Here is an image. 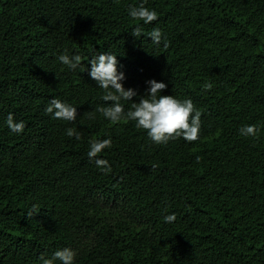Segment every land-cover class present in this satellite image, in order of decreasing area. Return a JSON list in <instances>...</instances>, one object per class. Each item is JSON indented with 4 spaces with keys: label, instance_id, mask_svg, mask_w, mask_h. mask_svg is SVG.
Wrapping results in <instances>:
<instances>
[{
    "label": "trees",
    "instance_id": "obj_1",
    "mask_svg": "<svg viewBox=\"0 0 264 264\" xmlns=\"http://www.w3.org/2000/svg\"><path fill=\"white\" fill-rule=\"evenodd\" d=\"M141 3L158 19H132ZM65 52L82 57L76 69ZM107 52L125 88L142 96L155 79L161 95L191 99L199 138L155 144L95 111L111 102L88 60ZM52 98L77 106L76 120L46 113ZM248 124L258 138L240 135ZM105 138L109 173L88 157ZM65 247L74 264H264V0H0V264H42Z\"/></svg>",
    "mask_w": 264,
    "mask_h": 264
},
{
    "label": "clouds",
    "instance_id": "obj_2",
    "mask_svg": "<svg viewBox=\"0 0 264 264\" xmlns=\"http://www.w3.org/2000/svg\"><path fill=\"white\" fill-rule=\"evenodd\" d=\"M129 15L134 20L143 21L144 24H149L158 19V14L154 9H149L141 3L139 6H130ZM131 34L140 38L142 28L136 26ZM148 36L153 43L159 45L162 40V31L159 28H153ZM167 47V44H165ZM59 61L67 65L70 69H76L81 61L80 55L69 56L61 54L58 57ZM91 64L89 72L90 77L96 81L97 85L104 90L102 100L106 106H100L95 109L102 116L112 123H119L121 120L133 121L138 129L147 131L148 138L155 144L166 145L170 140L183 138L188 142H194L199 138L201 129V111L198 110L191 99H178L174 95H161L160 93L166 89L167 85L163 81L150 79L146 83L150 86L145 95H140L135 89L125 88L122 81L125 79V74L118 70L119 61L117 55L112 52L98 53L88 60ZM212 83L205 82L204 90H211ZM139 96V101L133 100ZM121 101H132L130 108L125 111V106ZM45 112L52 114L53 118L74 122L77 118V106L63 102L58 98H52L45 108ZM90 118H95L94 113H89ZM7 126L14 133H22L25 124L23 121L16 122L11 113L7 116ZM260 128L256 124L244 125L239 129L242 136L257 137ZM66 134L69 137H75L80 140L81 135L73 128H68ZM112 141L110 138L92 139L89 142L88 157L90 160H95L97 167L101 168L105 173L111 172V167L106 159H97L104 149L110 148ZM197 162L200 157L197 156ZM156 164L152 165L155 169ZM39 212V208L33 205L28 210L27 216L31 217ZM164 219L171 223L175 221V214L167 215ZM76 252L70 247L57 250L51 258H45L41 255L42 264H54V261L59 260L61 264H74Z\"/></svg>",
    "mask_w": 264,
    "mask_h": 264
}]
</instances>
